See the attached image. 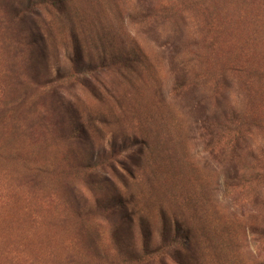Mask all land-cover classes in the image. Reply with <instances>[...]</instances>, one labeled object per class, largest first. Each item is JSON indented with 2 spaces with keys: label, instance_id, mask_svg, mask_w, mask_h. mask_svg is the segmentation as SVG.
<instances>
[{
  "label": "rangeland",
  "instance_id": "1",
  "mask_svg": "<svg viewBox=\"0 0 264 264\" xmlns=\"http://www.w3.org/2000/svg\"><path fill=\"white\" fill-rule=\"evenodd\" d=\"M39 2L11 1L45 20L50 73L71 27L85 60L132 40L147 61L76 78L69 108L1 105L0 264H264V0ZM234 117L259 129L209 154Z\"/></svg>",
  "mask_w": 264,
  "mask_h": 264
},
{
  "label": "trees",
  "instance_id": "2",
  "mask_svg": "<svg viewBox=\"0 0 264 264\" xmlns=\"http://www.w3.org/2000/svg\"><path fill=\"white\" fill-rule=\"evenodd\" d=\"M12 0H0V31L3 32L1 45L6 44V63L5 72L10 73V87L13 91L9 96L0 103L8 110V113L27 106L33 107L32 113L37 112L36 107L45 105V102L51 101L62 107H71L70 102L64 98V92L71 86L73 80L80 76L91 75L97 78L100 70H113L119 74L124 72H136L139 68H144L146 58L137 51V46L132 40L128 42L126 49L116 50L113 47L107 49L105 45L98 44L94 55V62L85 57L79 47V39L75 28L71 27L68 31V40H63L64 57L68 61V67L65 70L57 69L54 73L48 71L46 64V56L39 53L36 57L35 51L29 47L30 43H34L40 49H46L47 41L45 40V31L47 29L45 20H39V14H34L31 6H21L20 3L12 5ZM54 2L56 0H48ZM64 2V1H63ZM45 4V0H40L39 6ZM53 16L62 18L63 10L61 5L57 3L51 4ZM50 13L48 8H45ZM35 18V19H34ZM36 19L39 21L37 22ZM245 21L240 23V29L245 28ZM232 30L229 31L231 33ZM122 42V41H121ZM46 43V44H45ZM35 62H39L40 69L32 66ZM9 108V109H8ZM6 114L2 116V119ZM249 123H248V122ZM36 123H33V127ZM229 126V127H227ZM30 127V128H31ZM250 128L259 129L255 121L248 118L234 117L233 119L219 124L205 127V131L211 135V141L208 144L210 152L216 147H226L224 151L230 150L236 152L240 146V142L244 139L243 129L250 136ZM258 176V175H257Z\"/></svg>",
  "mask_w": 264,
  "mask_h": 264
}]
</instances>
